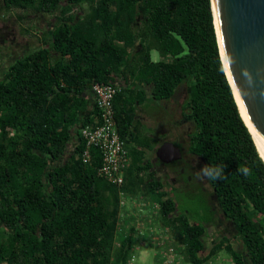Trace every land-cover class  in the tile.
I'll return each instance as SVG.
<instances>
[{
	"label": "trees",
	"instance_id": "trees-1",
	"mask_svg": "<svg viewBox=\"0 0 264 264\" xmlns=\"http://www.w3.org/2000/svg\"><path fill=\"white\" fill-rule=\"evenodd\" d=\"M1 1L6 11L56 22L44 32V44L0 75V264H126L140 235L130 219L124 223L122 198L158 205V223L191 264L208 263L223 251L235 264H264V152L224 69L212 1ZM120 70L152 85L158 101L177 103L186 94L181 120L193 125L186 153L204 165L225 164L224 179H207L215 199L206 196L205 210L182 208L175 192L181 188L159 179L145 157L131 158L121 186L99 176L98 148L84 163L81 130L101 121L96 104L85 118L84 94L94 83L115 84L112 75ZM115 102L126 141L131 114ZM76 130L80 143L67 159ZM179 163L172 169L183 179L187 173L184 181L191 183L194 168ZM239 166L249 167L250 175ZM217 207L232 235L209 236Z\"/></svg>",
	"mask_w": 264,
	"mask_h": 264
},
{
	"label": "rangeland",
	"instance_id": "rangeland-1",
	"mask_svg": "<svg viewBox=\"0 0 264 264\" xmlns=\"http://www.w3.org/2000/svg\"><path fill=\"white\" fill-rule=\"evenodd\" d=\"M22 15L25 16V18L23 20H20L19 17ZM55 22L56 20L53 18V16L42 17L40 15H35L31 12L27 13L19 9L6 11L3 9L2 1L0 0V52L2 55L4 52L3 50L5 49V52L7 53L6 55L9 56V59L5 58L0 61V75H2L6 71L8 65L19 55H22L38 47L40 44L38 41V35L40 34V32H47V30H49L51 25ZM24 29L31 30V33H24ZM152 59L154 61H159L160 54L158 52H153ZM185 96L186 94L183 93V95L178 98L177 103L175 102L176 104L174 102H171V137L175 139L178 135L181 136L186 157L185 161L190 163V165L194 168L190 171L191 173L193 172L194 178L193 181L191 180V183L187 184L186 182H188L187 180L189 178V175L187 173L184 174L183 179L181 175L175 173V169L173 170L172 168H177L178 166H180V163L174 162L168 166L169 176L166 182L173 184L178 189L181 188L179 191L175 192L179 197L182 208H187L195 213L196 211L200 212L206 209V196L208 198H211L212 200H214L215 197L207 178L197 177V173L202 167L205 166L204 163L200 158L189 157V155L186 153L188 133L193 129V125L181 120L180 106L183 103ZM180 169L181 167L178 170ZM141 200L139 199L137 201L136 199L137 203H139ZM133 201L134 199H126V207H124V219L126 220V222L124 223H127V219H130V222L128 223H135L136 225L138 224L143 231H148V234L143 236L137 246H135L134 252L138 262L142 264H153L156 258V250L155 248H153L154 243L150 235H159L154 230V226L157 225V227H161L160 223H162H158V209L152 210V207H150L146 210L147 203H143L140 207H135ZM141 208L143 209L142 211H140ZM216 217V225L208 227L207 232L209 236L215 237V235L217 234L232 235L234 232L232 224L225 220L218 207L216 208ZM176 246L174 245V247L177 249ZM177 251L182 254L178 249ZM220 258L232 260V258L225 251H223L207 264H210L212 262L215 263V259H217L218 261Z\"/></svg>",
	"mask_w": 264,
	"mask_h": 264
},
{
	"label": "water",
	"instance_id": "water-1",
	"mask_svg": "<svg viewBox=\"0 0 264 264\" xmlns=\"http://www.w3.org/2000/svg\"><path fill=\"white\" fill-rule=\"evenodd\" d=\"M211 1L231 79L264 145V0ZM215 29L220 49L216 25ZM158 158L164 164L179 161L182 149L167 141L158 150Z\"/></svg>",
	"mask_w": 264,
	"mask_h": 264
},
{
	"label": "crops",
	"instance_id": "crops-1",
	"mask_svg": "<svg viewBox=\"0 0 264 264\" xmlns=\"http://www.w3.org/2000/svg\"><path fill=\"white\" fill-rule=\"evenodd\" d=\"M84 14L85 12L83 11L79 16ZM38 41L40 43L39 46L45 43L43 31L38 35ZM112 76L115 85L120 88V92L115 99V107L118 111H125L131 114L132 124L125 141L130 157H135V159L145 157L146 162L148 161L152 165L151 171H156L157 177L166 181L169 176V167H163L164 163L158 158V150L165 142L175 143L177 140V138L171 137V101L156 100L152 95L153 86L144 82L142 84L138 83L136 79L134 81V72L123 73L120 70L119 74H113ZM84 97H86L89 104L88 111L85 114V118H88L95 106V95L92 89L86 90ZM71 135L64 154L67 159L74 156L80 143L77 130ZM177 137H180V135ZM186 145L188 147V143ZM136 199L137 201L139 199L142 200L137 203ZM133 202L135 207H140L143 203H147L146 210L150 207H152V210L159 208L158 205L152 204L146 198H134ZM140 210L143 209L141 208ZM215 260L217 262V259Z\"/></svg>",
	"mask_w": 264,
	"mask_h": 264
},
{
	"label": "built area",
	"instance_id": "built-area-1",
	"mask_svg": "<svg viewBox=\"0 0 264 264\" xmlns=\"http://www.w3.org/2000/svg\"><path fill=\"white\" fill-rule=\"evenodd\" d=\"M92 91L95 95V104L100 112L101 121L95 128L85 127L81 130V135L86 144L82 159L84 163H88L91 149L98 148L102 155L101 166L98 169L99 176L111 184L121 186L124 184L125 173L130 167L131 157L126 147V142L119 133L116 121L114 100L120 92V88L115 84L94 83ZM121 206L126 207L124 198L121 200ZM136 226L139 230L140 239L148 234V231H143L138 224ZM154 227V230L159 235H150L154 243L153 248L156 250V258L153 264H191L174 247L168 230L157 227V225ZM126 264L142 263L137 261L133 251ZM210 264H235V262L234 260L220 258L217 262Z\"/></svg>",
	"mask_w": 264,
	"mask_h": 264
},
{
	"label": "clouds",
	"instance_id": "clouds-1",
	"mask_svg": "<svg viewBox=\"0 0 264 264\" xmlns=\"http://www.w3.org/2000/svg\"><path fill=\"white\" fill-rule=\"evenodd\" d=\"M224 169H225L224 163L208 164L200 169V171L197 173V177L198 178L205 177L212 181H219L225 178ZM237 171L240 172L245 177H247L251 173V169L247 166H239Z\"/></svg>",
	"mask_w": 264,
	"mask_h": 264
},
{
	"label": "bare ground",
	"instance_id": "bare-ground-1",
	"mask_svg": "<svg viewBox=\"0 0 264 264\" xmlns=\"http://www.w3.org/2000/svg\"><path fill=\"white\" fill-rule=\"evenodd\" d=\"M215 25H216V28H217V30H218V22H217V18H216V17H215ZM218 38H219L220 49H221L222 59H223V62H224V66H225V69H226V73H227V76H228V78H229V81H230V83H231V85H232V87H233L234 94H235V97H236V100H237V103H238L239 109L241 108L240 112L242 111V113H243V115H244V117H245V119H246V121H245V120H244V121L248 123V124L246 123L247 126L249 125L248 127H250L249 129H251V130H250V131H252L251 133H253V135L256 137L258 143L260 144L261 149H262L263 152H264V145L262 144V142H261L259 136L257 135L256 131L254 130L253 126L251 125V123H250V121H249V119H248V117H247V115H246V112H245V109H244L243 103H242V101H241V98H240V96H239V94H238V92H237V89H236V87H235V85H234V83H233V81H232V79H231L230 72H229V69H228V65H227V62H226V58H225V56H224V51H223V47H222V43H221V39H220V35H219V30H218ZM242 113H241V115H242ZM243 115H242V117H243ZM244 117H243V119H244Z\"/></svg>",
	"mask_w": 264,
	"mask_h": 264
},
{
	"label": "flooded vegetation",
	"instance_id": "flooded-vegetation-1",
	"mask_svg": "<svg viewBox=\"0 0 264 264\" xmlns=\"http://www.w3.org/2000/svg\"><path fill=\"white\" fill-rule=\"evenodd\" d=\"M3 51H4V52H3L2 55H1V52H0V61H1L2 59H5V58H8V59H9V56L6 55L7 53L5 52V49H4ZM175 144L178 145L179 147H180V146L183 147V140H181V136H180V137H177V140H176ZM185 158H186L185 155H183V158H182L181 160H179V161H176V162H180V161H182V160H186ZM172 163H174V162H172ZM172 163H170V164H172ZM170 164H163V165H164L163 167H164V168H165V167H168V165H170Z\"/></svg>",
	"mask_w": 264,
	"mask_h": 264
}]
</instances>
